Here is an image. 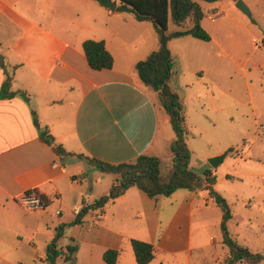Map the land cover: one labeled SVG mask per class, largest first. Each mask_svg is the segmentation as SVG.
I'll list each match as a JSON object with an SVG mask.
<instances>
[{"label":"crops","instance_id":"1","mask_svg":"<svg viewBox=\"0 0 264 264\" xmlns=\"http://www.w3.org/2000/svg\"><path fill=\"white\" fill-rule=\"evenodd\" d=\"M16 1L0 0V3L19 19H25L21 10L15 7ZM199 1L205 0H197L198 5ZM243 1L251 12L250 2L264 4V0ZM118 4L119 1L115 8ZM232 7L240 11L236 6ZM200 9L203 16L207 14L210 21H216L213 12H208L211 9ZM219 11V16L226 13ZM128 13L136 21L143 22L132 12ZM261 14L264 15V11ZM129 21L123 16L118 17V23L102 30L100 36L85 37L79 43L71 38V34H66L67 31L55 33L32 23L20 26L13 43H0V54L11 75L10 90L15 93L10 98L0 99V226H7L10 230L11 225L20 223L17 212L27 213L18 202L24 192L34 190L45 197L44 209L37 212L47 215L43 226L48 242L44 252L32 255L33 261L49 264L47 245L54 237L56 227L64 222L60 216L67 204L63 199L64 192L72 196L71 215L75 217L76 209L92 203V199L105 195L110 189L107 183L100 185L105 174L110 173L100 170L102 173H97V169L76 155L120 163L132 161L140 154L160 158L163 151H168L165 160L160 158V171L163 162L171 163L170 144L174 138L169 130L162 131L163 127L169 126V117L157 91L144 85L135 69L138 61L157 49L158 35L153 27ZM186 22L193 24L192 17L188 16L179 26ZM44 34L52 39L43 38ZM174 38L188 40L195 37L182 35ZM85 39L104 41L113 57L111 68H90L82 48ZM211 39L212 36L207 42ZM10 59L15 61L12 70ZM4 77L0 67V86ZM33 114L38 126L34 124ZM43 130L53 137L55 144L72 154L63 158L58 155L52 145L40 137ZM68 163L71 169L67 167ZM208 168L215 177L212 167L203 170ZM84 171L87 174L81 177ZM111 174L113 185L116 175ZM87 178L88 190L82 187ZM175 192L177 190L167 197L150 198L132 185L111 200L108 208L106 204L102 210L87 212L91 220L65 226H70L67 242L77 247L74 263L80 248L85 246L90 264H106L102 259L106 249L118 250L116 264H136L130 239H138L154 247V258L148 264H190L192 253L203 248L198 239L199 232H196L198 227L193 225H206L198 215L211 204L212 198L206 189L185 188L176 195ZM50 206L54 208L49 213ZM54 216L58 218L56 223ZM49 222L52 226L48 225ZM17 235L13 239L15 243L21 240ZM62 235L56 240L58 250L65 249L60 244ZM3 239L0 235V246L8 245ZM210 242L214 243L213 240ZM62 258L63 254H59L55 263H64Z\"/></svg>","mask_w":264,"mask_h":264},{"label":"rangeland","instance_id":"2","mask_svg":"<svg viewBox=\"0 0 264 264\" xmlns=\"http://www.w3.org/2000/svg\"><path fill=\"white\" fill-rule=\"evenodd\" d=\"M107 1L118 3V0ZM236 1H199L202 9H211L208 12L216 16V21H210L207 14L200 20L201 27L212 39L207 42L196 38H170L167 47L176 59L177 67L170 76L168 87L182 98L187 128L185 142L191 151L189 167L201 174L205 167H211L208 164L210 157L224 154L218 166L212 167L215 170L213 189L229 205L232 216L226 222L228 232L240 245L264 257V15L261 14L264 4L245 0L250 2L251 12L241 0L250 11L248 17L232 7L236 6ZM15 7L21 10L25 19H19L0 3L2 44L13 43L20 26L32 23L55 33L67 31L66 34H71L78 43L85 37L100 36L102 30L117 24L121 16L131 23L153 27L148 20L136 21L129 11L116 10L120 13L114 14L116 12H112L106 3L103 6L94 0H18ZM219 10L225 11V15L219 16ZM192 25L186 22L178 26L170 22L166 33ZM155 33L158 35L157 31ZM157 37L158 48L159 35ZM43 38L52 39L46 34ZM9 62L12 70L15 61L10 59ZM23 73L26 72H18ZM168 130L174 138L171 123L162 128V131ZM161 156L165 160L168 151H163ZM169 166L163 162L161 173L165 174ZM67 167L72 168L69 163ZM97 173L102 172L97 170ZM112 179L113 175L107 173L100 185L107 183L111 188ZM89 185L87 178L82 187L88 190ZM176 190L175 195L185 188ZM63 199L67 204L60 216L67 224L74 219L71 215L72 196L66 191ZM110 201L106 203L107 208ZM52 208L50 206L48 212ZM17 213L20 223L11 225L10 230L7 226H0V235L8 244L0 246V264H47L32 260V255L45 251L48 241L43 220L47 215L37 211L33 214ZM221 216L222 212L213 199L198 215L206 225L194 223L193 227H198L196 232H199L198 239L203 248L192 253L190 264H225L228 247L222 242ZM53 219L55 223L58 220L57 216ZM83 220H91L90 213L85 214ZM48 225L52 226L50 222ZM69 227L64 228L65 234L60 241L64 248L71 244L67 242ZM196 232L194 229V234ZM15 234L21 239L18 243L13 241ZM85 249V246L80 248L74 264H90ZM236 264H264V259Z\"/></svg>","mask_w":264,"mask_h":264},{"label":"trees","instance_id":"3","mask_svg":"<svg viewBox=\"0 0 264 264\" xmlns=\"http://www.w3.org/2000/svg\"><path fill=\"white\" fill-rule=\"evenodd\" d=\"M105 6L106 0H95ZM115 10L132 12L139 21L148 20L159 35V47L151 51L146 58L135 64V69L142 83L157 91L162 106L169 117L175 137L170 144L171 163L165 174L160 171L161 160L155 155L140 154L134 160L120 163H109L94 157L76 155L78 159H84L86 163L97 170L116 175L115 183L109 193L102 195L90 204H83L74 219L66 224L60 223L56 227V233L47 245L46 259L49 264H56L55 258L63 254L65 264H74L77 247L71 243L64 250L55 248L56 240L64 233L67 225L83 223V216L92 209L102 210L109 200L118 197L129 186H136L145 192L150 198L158 195L169 196L178 188L206 189L222 212L220 228L222 242L228 247V256L225 264H236L242 261L255 263L264 259L260 253H254L247 247L240 245L228 232L226 222L231 218L229 205L225 199L213 189L215 177H209V169H205L201 175L189 167L191 151L185 142L187 128L185 125L184 107L179 96L171 91L168 82L171 74L177 67V62L167 47V41L171 37L191 35L195 38L208 41L209 34L200 25L203 17L197 0H118ZM212 1V0H205ZM191 16L193 25L189 29L176 30L166 33L169 21L181 25L185 19ZM83 52L90 68L94 70L109 69L113 65V57L106 49L103 40L85 39L82 42ZM0 67L5 75L0 86V99L10 98L15 95L10 90L11 75L6 69L4 57L0 54ZM35 126H38L33 114ZM40 137L51 144L54 151L62 158L70 155L60 144H55L53 137L46 131H40ZM228 151L231 148L227 149ZM87 171L80 174L86 176ZM229 177L228 175H226ZM72 178H74L72 176ZM44 205L46 199L39 194ZM130 245L136 264H148L154 258V247L151 243L130 239ZM118 250L106 249L102 253V259L106 264H116Z\"/></svg>","mask_w":264,"mask_h":264},{"label":"built area","instance_id":"4","mask_svg":"<svg viewBox=\"0 0 264 264\" xmlns=\"http://www.w3.org/2000/svg\"><path fill=\"white\" fill-rule=\"evenodd\" d=\"M254 42H256L255 39ZM18 202L27 212L39 211L44 209L45 207L44 203L39 197V194L34 190L24 192L22 195L19 196ZM79 209L75 210V214H77Z\"/></svg>","mask_w":264,"mask_h":264},{"label":"water","instance_id":"5","mask_svg":"<svg viewBox=\"0 0 264 264\" xmlns=\"http://www.w3.org/2000/svg\"><path fill=\"white\" fill-rule=\"evenodd\" d=\"M235 5L245 15H247L248 17H250V11H249L248 7L241 0H237ZM106 6L111 11H114L116 4L115 3H110V2L107 1L106 2ZM223 158H224V154L212 156V157H210L208 159V164L211 167L215 168L216 166H218V164L222 161Z\"/></svg>","mask_w":264,"mask_h":264}]
</instances>
